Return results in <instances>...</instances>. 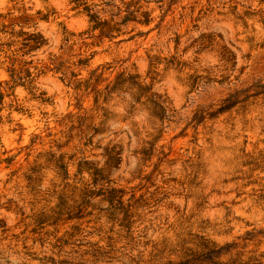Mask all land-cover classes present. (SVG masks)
<instances>
[{"label":"rangeland","instance_id":"obj_1","mask_svg":"<svg viewBox=\"0 0 264 264\" xmlns=\"http://www.w3.org/2000/svg\"><path fill=\"white\" fill-rule=\"evenodd\" d=\"M0 264H264V0H0Z\"/></svg>","mask_w":264,"mask_h":264}]
</instances>
